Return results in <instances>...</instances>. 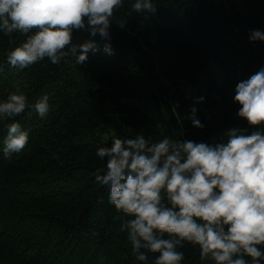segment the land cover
<instances>
[{
    "label": "trees",
    "instance_id": "1",
    "mask_svg": "<svg viewBox=\"0 0 264 264\" xmlns=\"http://www.w3.org/2000/svg\"><path fill=\"white\" fill-rule=\"evenodd\" d=\"M133 2L114 15L113 54L99 35L73 32V44L100 47L83 64L45 58L12 68L7 53L25 38L14 34L10 46L0 32V102L19 90L30 105L43 95L50 105L43 118L29 107L0 120V264H140L120 230L128 217L95 181L106 164L98 147L138 134L211 145L249 127L233 98L237 83L264 67V41L249 40L264 32V0H154V14L131 12ZM193 107L203 128L192 125ZM15 122L29 141L5 160L6 125ZM180 251L182 264H211L191 244Z\"/></svg>",
    "mask_w": 264,
    "mask_h": 264
},
{
    "label": "clouds",
    "instance_id": "2",
    "mask_svg": "<svg viewBox=\"0 0 264 264\" xmlns=\"http://www.w3.org/2000/svg\"><path fill=\"white\" fill-rule=\"evenodd\" d=\"M125 0H0V32L15 44L7 53L12 68L23 70L47 58L54 65L75 57L76 64L100 51L89 40L73 44V32L87 30L106 41L103 51L113 54L110 28ZM131 12L155 13L154 0H134ZM131 14V13H129ZM126 21L119 23L125 27ZM250 41H264V32L253 30ZM2 70V69H0ZM200 97L199 100H203ZM239 118L248 128H231L226 139L207 144L192 140L121 139L98 147L106 159L95 172V181L109 188V203L128 219L127 232L140 264H182L186 244L199 248L201 261L211 264H262L264 262V67L235 87ZM29 107L43 118L50 110L43 95L34 105L17 90L0 102V120L24 113ZM191 109L193 127L204 125ZM175 112V107H173ZM3 157L21 153L29 134L19 122L6 125ZM149 253L158 254L153 261Z\"/></svg>",
    "mask_w": 264,
    "mask_h": 264
},
{
    "label": "rangeland",
    "instance_id": "3",
    "mask_svg": "<svg viewBox=\"0 0 264 264\" xmlns=\"http://www.w3.org/2000/svg\"><path fill=\"white\" fill-rule=\"evenodd\" d=\"M107 139L110 140V139H112V137L111 136H107Z\"/></svg>",
    "mask_w": 264,
    "mask_h": 264
}]
</instances>
